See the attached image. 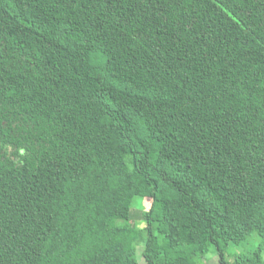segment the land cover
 <instances>
[{
    "label": "trees",
    "instance_id": "obj_1",
    "mask_svg": "<svg viewBox=\"0 0 264 264\" xmlns=\"http://www.w3.org/2000/svg\"><path fill=\"white\" fill-rule=\"evenodd\" d=\"M254 233L264 0H0V264H264Z\"/></svg>",
    "mask_w": 264,
    "mask_h": 264
},
{
    "label": "rangeland",
    "instance_id": "obj_2",
    "mask_svg": "<svg viewBox=\"0 0 264 264\" xmlns=\"http://www.w3.org/2000/svg\"><path fill=\"white\" fill-rule=\"evenodd\" d=\"M132 206L134 209L137 211H144L149 208L150 206V201L148 199L144 198H136ZM132 222H130L131 224ZM134 224H138L139 228H144L145 222H140V221H133ZM263 245V256H264V244H263V239L257 234L254 233L248 242H245L241 245H231L228 248V252L230 255H228V258L231 260H237L242 254H247L250 252H253L257 249H259ZM142 247L138 248V258H139V264H145V261L142 258ZM203 264H220L219 262V255L211 251L207 257L203 258Z\"/></svg>",
    "mask_w": 264,
    "mask_h": 264
}]
</instances>
